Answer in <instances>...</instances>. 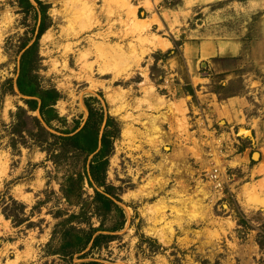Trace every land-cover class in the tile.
I'll use <instances>...</instances> for the list:
<instances>
[{
  "label": "rangeland",
  "instance_id": "rangeland-1",
  "mask_svg": "<svg viewBox=\"0 0 264 264\" xmlns=\"http://www.w3.org/2000/svg\"><path fill=\"white\" fill-rule=\"evenodd\" d=\"M29 1L26 9L19 0H0V264L62 263L47 254L46 243L58 222L80 209L60 191L70 165L57 168L47 159L34 144L46 136L35 132L39 126L55 134L71 129L75 119L86 118L88 104L119 125L105 175L113 203L100 213L90 206L87 216L113 237L92 249L89 244L74 262L264 264V239L262 247L258 240L264 208L250 205L243 189L246 183L264 188V0H40L44 8ZM40 24L42 35H52L45 44L42 35L35 43ZM111 26V42H132L145 52L137 64L118 61L105 74L92 57L90 71L78 59L90 49L83 41H101L99 33ZM66 28L79 34L66 39ZM143 37L160 46H140ZM168 49L173 52L165 54ZM22 61L39 90L58 93L57 115L49 122L28 109L18 90ZM149 90L173 105L155 111ZM18 106L26 111L21 133L15 131ZM164 111L165 119L155 123L159 145L151 139V119ZM213 157L226 169L221 198L207 177ZM83 189L88 206L93 189L85 182ZM9 196L24 206L11 204ZM4 208L21 223L6 218ZM74 224L88 228L87 221Z\"/></svg>",
  "mask_w": 264,
  "mask_h": 264
},
{
  "label": "trees",
  "instance_id": "trees-1",
  "mask_svg": "<svg viewBox=\"0 0 264 264\" xmlns=\"http://www.w3.org/2000/svg\"><path fill=\"white\" fill-rule=\"evenodd\" d=\"M21 5L26 9L32 7L29 0H19ZM38 2L40 7L44 5L40 0ZM44 25L40 24L36 31V40L44 32ZM173 46L178 44L174 39L172 40ZM34 43L30 44L24 50V53L31 51ZM173 52V49H168L165 54ZM158 54H162L158 52ZM24 59V58H23ZM24 61L21 63V71L16 78V84L20 93L27 96L24 102L27 104L28 109L37 110L42 119L49 122L53 116L57 115L53 108V104L58 99L57 91L53 89L39 90L35 81L29 77L26 70L23 69ZM151 77L153 73L151 72ZM187 91L192 93L191 85L185 87ZM88 112L86 118L82 121L75 119L74 125L71 129H64L61 134L46 132L42 126H39L35 135L40 136L44 134L46 138L51 137L52 140L46 138H37L34 144L39 146L47 154V159L51 160L57 168L60 164L67 163L70 165L69 171L64 175L63 182L60 184V191L66 201L74 202L79 207V212L70 213L68 217L61 219L58 222L59 229L54 230L51 238L46 243V252L48 255H57L61 260V264H104L99 260H87L76 263L73 261L74 255L83 257L88 251H84L90 244L89 249L98 246L102 240L107 241L108 238L113 237L112 234L103 232L102 222L98 227L92 226L87 220L89 207L95 209L94 212H106L110 210L112 198L108 195V191L113 189V185L106 183L105 175L108 165V156L113 150V139L119 133V125L117 120L109 114H105L101 108L92 107L87 105ZM24 114L26 111L23 107L18 106L15 115L18 121L15 123V131L22 132L21 125L24 122ZM47 115V117H46ZM42 135V136H44ZM66 170V169H65ZM93 189L91 197V204L86 206V201L83 200V184ZM100 187H105V190H100ZM8 199L13 205L23 207L24 204L16 201L13 197L9 196ZM9 204V203H8ZM8 206V205H7ZM7 206L5 208H7ZM3 209V215L6 218L11 217L13 224L21 223V218L18 215L10 214ZM90 212V211H89ZM86 213V214H85ZM87 221V227H81L76 224H82ZM243 222V220H241ZM123 224L120 221L119 225L111 227L109 231H115ZM264 227V226H263ZM98 232V233H97ZM264 232V228H263ZM58 236V246L53 248L52 241ZM264 233L259 234V244L262 247V240Z\"/></svg>",
  "mask_w": 264,
  "mask_h": 264
},
{
  "label": "bare ground",
  "instance_id": "bare-ground-1",
  "mask_svg": "<svg viewBox=\"0 0 264 264\" xmlns=\"http://www.w3.org/2000/svg\"><path fill=\"white\" fill-rule=\"evenodd\" d=\"M81 1V0H79ZM79 3V2H78ZM83 4V10H86L89 14V16L92 17V7L91 5H88L87 2H84L82 3ZM79 6V5H78ZM82 6V5H81ZM85 11V12H86ZM64 12V11H63ZM66 12V11H65ZM71 12V11H70ZM78 13V12H77ZM80 13V12H79ZM75 14V13H73ZM85 14V13H84ZM83 14V16H84ZM132 14L135 15V12L132 11ZM78 15V14H77ZM76 15V16H77ZM109 15V14H108ZM107 15V16H108ZM80 16H81V13H80ZM106 16V18H107ZM110 16V15H109ZM136 17V16H135ZM108 19V18H107ZM111 19V17H109V20ZM139 19V18H138ZM137 21V20H136ZM97 22L95 19L92 20L91 24H96L97 25ZM112 22V21H111ZM110 22V23H111ZM138 22H140V20H138ZM144 22V21H143ZM91 24H89L87 27V29L90 30V26ZM111 25V24H110ZM109 25V26H110ZM113 25V24H112ZM148 26V25H147ZM85 27V28H86ZM136 27H146L145 24L141 25V23H138L136 25ZM93 28V27H92ZM75 29V28H74ZM112 26L111 27H108L107 28V31L104 35H102L101 33H99V38L100 36L101 37V41L97 40L95 36H89L87 37L86 39H84L83 42H85L86 45H88L90 47V49L85 52H82L81 54H79L78 56V59L81 60L83 63V65L90 71L93 70V66H94V63L95 62H98L99 60H101V63H99V71L103 74L105 73H108L111 71V65L115 64L116 62L118 61H126L127 63L128 62H132L133 64H137L140 57H141V54H143L145 52L144 49H141L140 51L136 48V44L132 43V42H128L126 43L125 45L123 44H119V43H113L111 42V36L113 35V30H112ZM5 30V29H4ZM64 32V31H63ZM62 32V33H63ZM66 37V39H69L73 36L77 37V35L79 34V31H74V30H68L67 28L65 29V33H63ZM52 36V35H50ZM49 33H44L42 36H41V43L42 44H45L46 41L49 39ZM72 39V38H71ZM75 39V38H74ZM142 40L144 39L141 38ZM0 40H1V33H0ZM77 40V39H76ZM145 42H141L142 44H139L140 46H144V45H148V46H151L153 48L155 47H158L160 46V44L156 42H153V41H147L146 39L143 40ZM140 43V42H139ZM168 43V42H167ZM164 44V45H161V47H166L168 46L169 44ZM138 45V44H137ZM68 47V46H67ZM70 47V46H69ZM129 52V53H127ZM67 55V54H66ZM92 57H95V62L94 61H89L90 58ZM130 58V59H129ZM77 59V60H78ZM67 63V62H66ZM65 63V64H66ZM120 64V63H119ZM97 65V63H96ZM126 65V64H125ZM128 67H131L132 65L131 64H127ZM65 67V66H64ZM63 67V68H64ZM114 68V67H113ZM124 70V69H123ZM98 71V72H99ZM115 74V73H114ZM78 76V75H77ZM88 76V75H87ZM86 77V76H85ZM90 78V77H89ZM88 80V78H87ZM94 84V83H93ZM90 87V86H89ZM124 93V92H123ZM148 96L149 98L153 99L154 100V105L153 107L155 106V111H159V109L161 108V106L163 105H171L172 102H167L166 100H164L163 98L159 97L155 92H153V90H149L148 92ZM121 98V97H120ZM120 100V99H119ZM124 100V99H123ZM122 98L120 100V103H121V108L123 107V103L125 101H123ZM143 100V99H142ZM146 101V100H145ZM123 102V103H122ZM126 103V102H125ZM153 104V103H152ZM173 105V104H172ZM125 106V105H124ZM127 106V104H126ZM160 106V107H159ZM152 107V106H151ZM165 111L164 112H159L158 114L156 115H152V119H151V122H152V125H155L153 126V131L155 132V134L151 137V139H153L155 142H158V144H162L163 143V139L161 138V134H162V131L161 129L155 124L157 123L158 120H163L165 119ZM150 137V136H149ZM157 144V145H158ZM254 157H257V153H254ZM220 164H221V167L222 169L224 168V165L222 164L221 161H219ZM171 166H174V163L171 164ZM263 170V169H262ZM148 184V183H147ZM149 184H151V182H149ZM258 184V183H257ZM257 184H251V183H246L244 184L243 186V189H244V192L245 194L247 195V202L254 206V204H259L261 205V207L263 206L264 208V194H261V193H264V188H261L259 185ZM197 205V204H196ZM258 206V205H257ZM201 207V205H200Z\"/></svg>",
  "mask_w": 264,
  "mask_h": 264
},
{
  "label": "built area",
  "instance_id": "built-area-1",
  "mask_svg": "<svg viewBox=\"0 0 264 264\" xmlns=\"http://www.w3.org/2000/svg\"><path fill=\"white\" fill-rule=\"evenodd\" d=\"M212 160L211 168L207 173V177L211 181L214 190L218 193V198H221L220 195H223L225 190L223 174L225 175L226 169L225 167L222 169L221 164L217 162L215 157H213Z\"/></svg>",
  "mask_w": 264,
  "mask_h": 264
},
{
  "label": "water",
  "instance_id": "water-1",
  "mask_svg": "<svg viewBox=\"0 0 264 264\" xmlns=\"http://www.w3.org/2000/svg\"><path fill=\"white\" fill-rule=\"evenodd\" d=\"M255 153H257V157H259V155H260L259 152H255Z\"/></svg>",
  "mask_w": 264,
  "mask_h": 264
},
{
  "label": "crops",
  "instance_id": "crops-1",
  "mask_svg": "<svg viewBox=\"0 0 264 264\" xmlns=\"http://www.w3.org/2000/svg\"><path fill=\"white\" fill-rule=\"evenodd\" d=\"M26 98H27V96H26Z\"/></svg>",
  "mask_w": 264,
  "mask_h": 264
}]
</instances>
